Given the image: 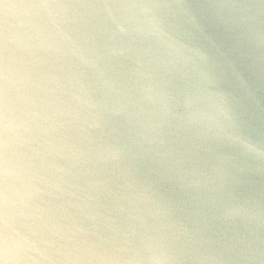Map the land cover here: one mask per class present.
I'll list each match as a JSON object with an SVG mask.
<instances>
[{
    "label": "clouds",
    "instance_id": "1",
    "mask_svg": "<svg viewBox=\"0 0 264 264\" xmlns=\"http://www.w3.org/2000/svg\"><path fill=\"white\" fill-rule=\"evenodd\" d=\"M0 264H264V0H0Z\"/></svg>",
    "mask_w": 264,
    "mask_h": 264
}]
</instances>
